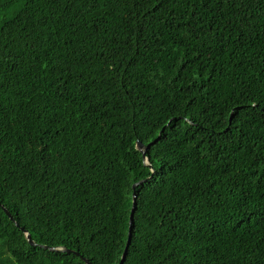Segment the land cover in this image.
<instances>
[{
  "label": "trees",
  "instance_id": "obj_1",
  "mask_svg": "<svg viewBox=\"0 0 264 264\" xmlns=\"http://www.w3.org/2000/svg\"><path fill=\"white\" fill-rule=\"evenodd\" d=\"M134 203L122 264H264V0H0V264H119Z\"/></svg>",
  "mask_w": 264,
  "mask_h": 264
},
{
  "label": "water",
  "instance_id": "obj_2",
  "mask_svg": "<svg viewBox=\"0 0 264 264\" xmlns=\"http://www.w3.org/2000/svg\"><path fill=\"white\" fill-rule=\"evenodd\" d=\"M151 146V143L150 145L148 146H144L142 142H138L137 143V149L143 154V158L144 160H146V151L150 148ZM145 181H140L139 183L135 184L133 186V189L134 191L136 190V188L141 185L142 183H144ZM135 198H136V195L134 193V201H135ZM0 208L3 210L4 213H6V215L10 218V220L14 221V218L13 216L11 215V213L6 209V208H3L0 204ZM135 210H136V207H135V203H134V206H133V209H132V214H131V217H130V229H129V239H128V244H127V248L124 252V255H123V258H122V261L121 263L119 264H122L126 258V255L128 253V249L130 247V244H131V239H132V226H133V220H134V213H135ZM18 226V225H17ZM29 241H30V244L33 245V246H36L37 244L35 243V241L32 239L31 235H27ZM42 248H47V247H44V246H41ZM50 250H55L54 248H50ZM69 252V251H68ZM75 255L79 256L78 253H74ZM81 258V260L85 263V264H90L88 260H86L85 258H83L82 256H79Z\"/></svg>",
  "mask_w": 264,
  "mask_h": 264
}]
</instances>
